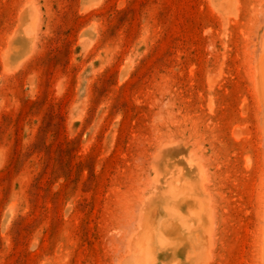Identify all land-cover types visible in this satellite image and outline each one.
<instances>
[{"label": "rangeland", "instance_id": "1", "mask_svg": "<svg viewBox=\"0 0 264 264\" xmlns=\"http://www.w3.org/2000/svg\"><path fill=\"white\" fill-rule=\"evenodd\" d=\"M0 264H264V0H0Z\"/></svg>", "mask_w": 264, "mask_h": 264}]
</instances>
